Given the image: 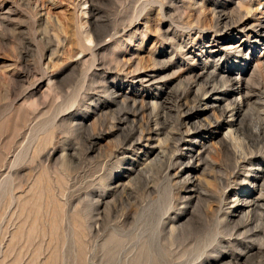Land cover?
<instances>
[{
  "label": "rangeland",
  "instance_id": "374dc122",
  "mask_svg": "<svg viewBox=\"0 0 264 264\" xmlns=\"http://www.w3.org/2000/svg\"><path fill=\"white\" fill-rule=\"evenodd\" d=\"M258 24L264 0H0V264H264V217L243 206L264 162ZM241 68L248 171L228 177L225 130L187 189L177 121L213 88L219 118ZM150 120L158 160L131 145Z\"/></svg>",
  "mask_w": 264,
  "mask_h": 264
},
{
  "label": "bare ground",
  "instance_id": "6f19581e",
  "mask_svg": "<svg viewBox=\"0 0 264 264\" xmlns=\"http://www.w3.org/2000/svg\"><path fill=\"white\" fill-rule=\"evenodd\" d=\"M244 3V2H242ZM242 3L241 6H242ZM238 4V3H237ZM239 5V4H238ZM249 5H247V9H248ZM239 8V7H238ZM243 8H245V5L243 6ZM241 9V8H240ZM249 10V9H248ZM240 11V10H239ZM226 16V15H225ZM229 17V16H228ZM228 19V18H227ZM231 19V18H229ZM226 21V20H225ZM242 22V21H241ZM240 22V23H241ZM225 24V23H224ZM239 25V22L237 23ZM227 26V25H226ZM253 26V25H252ZM257 26V25H256ZM259 26V24H258ZM257 26V27H258ZM229 27V25H228ZM260 28V31H258V35L259 36H262V31H264V25H260L259 26ZM232 28V26H231ZM245 28V27H244ZM252 28V27H250ZM253 28H255L253 26ZM243 29V28H242ZM230 30V29H229ZM254 30V29H253ZM257 30V28H256ZM245 31V30H244ZM258 36V38H259ZM258 38L256 37L255 41H256V44H258ZM254 41V42H255ZM233 47V46H232ZM237 47V46H236ZM240 47V46H239ZM245 47V46H244ZM230 48V47H228ZM241 49V48H240ZM227 50V49H226ZM229 51V50H228ZM222 52V51H221ZM237 52H239V50H237ZM243 52V51H242ZM236 53V52H235ZM241 53V51L239 52ZM202 58V57H201ZM205 61V60H204ZM210 61V60H209ZM218 61V60H217ZM220 61V60H219ZM204 63V62H203ZM206 64V63H205ZM214 65V64H213ZM217 71V70H216ZM131 72V71H130ZM208 72V65H206L202 71L201 74H199V77H202L204 76L206 73ZM212 72V71H210ZM229 72V71H228ZM245 70L244 68H241L240 70H238V74L236 73V78L232 79L231 80V86H230V90L229 93L233 96L237 95L235 99L231 100V102H229L226 107H222V109L220 108V116L219 118H215L212 116H207L209 114V112L211 110H213V108H215L217 105L216 103H219L221 99H219L218 97L214 99L215 101V105H211L208 101L211 100V99H207V96L210 95L211 93L210 92H213L214 90H216L215 88H213L210 92L206 93L204 97H201L199 95V93H196V95H194L195 97V103L198 105V111H194L193 114H191L190 116H187L189 111L191 110L192 111V108L185 112V114L183 116H180L181 118L178 119V130L177 132L172 136V140H174V145L173 146H170L175 148V149H179L180 151H183L178 157L174 155V157H172L173 159H176L178 160V162H182V165H186L187 163H191L193 161H198V165H200V162H202L201 159V156L203 155L204 153V147L206 146V144L210 141H213L216 136L218 134H222L223 131H227L225 137L224 138V145L225 147L227 148V153L229 152L231 155H232V160L234 162L233 166H232V177L231 176H228L234 180H237L238 178H240V176L242 174L245 173V171H248L247 168L248 166H250V164L248 165L249 162L241 159L237 160V157L239 156L237 154V144L238 143V140H236V136H235V130L237 125V123H239L242 119V112H243V107L246 105V102L249 100V96L246 94V91L248 90V83L245 82L242 78V75L244 74ZM204 74V75H203ZM213 74V73H211ZM210 74V75H211ZM214 74H215V69H214ZM233 75V74H232ZM207 76V75H206ZM198 77V78H199ZM197 78V77H196ZM197 78V79H198ZM203 78V77H202ZM134 79V78H133ZM160 79V78H159ZM144 80V79H143ZM154 80V78H153ZM156 81V80H155ZM164 82V81H163ZM230 82V81H229ZM151 83V82H150ZM149 84V83H148ZM151 86V84L149 85ZM196 87V86H195ZM190 89V88H189ZM198 90V89H197ZM118 91V90H117ZM190 91V90H189ZM200 91V90H199ZM218 91V90H216ZM192 92V91H191ZM215 92V91H214ZM220 92V91H219ZM223 92V91H222ZM194 94V93H193ZM245 94V95H244ZM169 95V94H168ZM224 95V94H223ZM227 95V93L225 94ZM137 96V95H136ZM118 97V96H117ZM123 97V96H122ZM184 97H180L178 98V102L179 103H183L184 101ZM209 97V96H208ZM121 98V97H120ZM186 98V97H185ZM214 98V97H213ZM224 99V98H223ZM227 101V99H225ZM213 101V100H212ZM224 101V100H223ZM136 102V101H135ZM186 102H184V105H185ZM155 104V103H154ZM157 107V105H155ZM182 106V105H181ZM135 107V106H134ZM187 107H188V104H187ZM196 107V106H195ZM185 109V108H184ZM217 109V108H216ZM153 110H155V108H153ZM194 110V109H193ZM145 111V110H144ZM214 111V110H213ZM183 112V111H182ZM212 112V111H211ZM264 115V114H263ZM244 117V116H243ZM156 118L158 119V117L156 116ZM155 118V119H156ZM243 120V119H242ZM262 120V119H261ZM155 123V128L153 129H149L148 127V130L144 131V130H140L139 131V134L138 136L136 137V139L132 140L133 142L131 143V145L134 147V146H137V145H141L143 142H146L145 146L148 147V150L145 151L146 153V157L147 159H149L150 157H152V155H155L156 159H160L162 157L165 156V152L161 149L160 151H158V147H154L152 146V141H156V139L160 138V136L163 134V131H164V128H163V123H159L157 121H153V120H150L147 124L148 126L151 124V123ZM242 122V121H241ZM259 129L257 131L259 133H264V120H263V123L261 125H259ZM142 128V127H141ZM255 133V132H254ZM256 135H257V132H256ZM260 135V134H259ZM257 135V136H259ZM261 137V136H260ZM264 137V136H263ZM184 138H187V140H184ZM238 139V138H237ZM160 140V139H159ZM261 140V139H260ZM158 141V140H157ZM237 141V142H236ZM264 141V140H263ZM163 142L162 140L161 141H158L159 144H162V147H163ZM169 142V141H168ZM166 143V146H167V141H165ZM214 144V142H213ZM154 145V144H153ZM160 146V145H159ZM241 146V145H240ZM183 148V149H180ZM209 147V146H208ZM172 148V149H173ZM131 150V149H130ZM143 150V149H142ZM226 151V150H225ZM240 152V151H239ZM124 153V152H123ZM230 155V156H231ZM242 155V154H240ZM234 158V159H233ZM155 159V158H154ZM144 160V159H143ZM153 160V159H152ZM247 160V159H246ZM250 160V159H249ZM148 164H150L149 160H146ZM149 161V162H148ZM154 161V160H153ZM172 161V160H171ZM188 161V162H187ZM210 161V159H209ZM253 161V160H252ZM187 162V163H186ZM211 162V161H210ZM213 164V163H212ZM143 165V164H142ZM194 165V164H193ZM215 165V163L213 164ZM254 165V164H253ZM191 166V165H189ZM211 166V165H210ZM217 166V165H216ZM198 167V166H197ZM215 168V167H214ZM231 169V168H230ZM229 171V169H227ZM254 170V169H253ZM256 170V169H255ZM182 171V170H181ZM195 171H198L197 169H193V168H189L185 167V169H183L182 173H187L188 174V178H187V182L186 184H189L190 186H188L187 189H195V187H197L196 183L194 182V179L191 177V174L193 175L195 173ZM231 171V170H230ZM251 171V170H250ZM253 175H254V180H253V187H254V191L256 192L257 189L260 190V194L256 197V198H246L243 203L245 207H247V209H251L249 210L250 212L252 211H256V210H260L261 212V215L262 217H264V162L263 164H261L257 171H252ZM230 174V173H229ZM246 175V174H245ZM227 176V175H226ZM244 176V175H243ZM228 177H225V178H228ZM249 177V176H248ZM249 180V179H248ZM232 182V181H231ZM230 182V183H231ZM220 183L221 182V178H220ZM251 183V182H250ZM228 184V183H227ZM236 184V183H235ZM223 185V184H222ZM233 186V185H232ZM117 187V186H116ZM186 189V190H187ZM190 189V190H191ZM189 190V191H190ZM191 192V191H190ZM252 194V192H251ZM253 196V194L251 195ZM239 200V199H238ZM241 202V201H240ZM236 203V202H235ZM242 204V203H241ZM239 204H237L238 206ZM235 206V204H234ZM242 208V205L238 207V210H240ZM245 211V210H244ZM249 211H248V214H249ZM254 211V212H255ZM251 214V213H250ZM155 215V214H154ZM153 215V216H154ZM249 216V215H248ZM261 217V219H262ZM154 218V217H153ZM250 219V220H249ZM248 220L251 222V218H249ZM161 220H163V218H161ZM175 220V219H174ZM264 220V219H262ZM167 221V220H166ZM163 222V221H162ZM166 223V222H165ZM169 223V222H168ZM163 224V223H162ZM161 224V225H162ZM167 224V223H166ZM98 225V224H97ZM247 225V224H246ZM249 225V223H248ZM247 225V226H248ZM166 226V225H165ZM172 226V225H171ZM176 226V225H175ZM174 226V227H175ZM250 226V225H249ZM163 227V226H161ZM160 227V228H161ZM174 227H171L170 228V231L171 233H175V229L178 227H176L174 229ZM159 228V230H160ZM165 230L167 228H164ZM181 229V228H180ZM179 229V230H180ZM163 230V229H162ZM117 231V230H116ZM169 231V229H168ZM155 233V232H154ZM163 233V232H162ZM170 233V234H171ZM159 235V234H158ZM167 235V233H166ZM176 236V235H175ZM256 236V235H255ZM161 238V237H160ZM253 250V249H252Z\"/></svg>",
  "mask_w": 264,
  "mask_h": 264
}]
</instances>
